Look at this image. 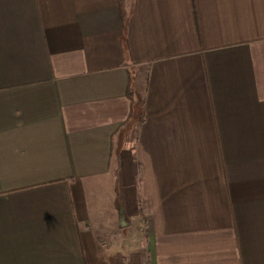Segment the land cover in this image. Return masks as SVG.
<instances>
[{"label":"crops","instance_id":"1","mask_svg":"<svg viewBox=\"0 0 264 264\" xmlns=\"http://www.w3.org/2000/svg\"><path fill=\"white\" fill-rule=\"evenodd\" d=\"M0 264H264V0H0Z\"/></svg>","mask_w":264,"mask_h":264}]
</instances>
